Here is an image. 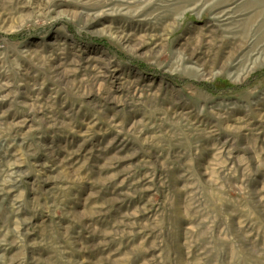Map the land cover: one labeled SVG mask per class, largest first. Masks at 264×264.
Here are the masks:
<instances>
[{"label": "rangeland", "instance_id": "obj_1", "mask_svg": "<svg viewBox=\"0 0 264 264\" xmlns=\"http://www.w3.org/2000/svg\"><path fill=\"white\" fill-rule=\"evenodd\" d=\"M0 264H264V0H0Z\"/></svg>", "mask_w": 264, "mask_h": 264}, {"label": "bare ground", "instance_id": "obj_2", "mask_svg": "<svg viewBox=\"0 0 264 264\" xmlns=\"http://www.w3.org/2000/svg\"><path fill=\"white\" fill-rule=\"evenodd\" d=\"M239 77L236 78V81L238 80Z\"/></svg>", "mask_w": 264, "mask_h": 264}]
</instances>
